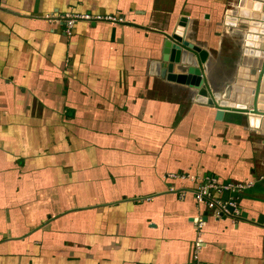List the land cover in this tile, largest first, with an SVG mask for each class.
Returning a JSON list of instances; mask_svg holds the SVG:
<instances>
[{"label":"crops","instance_id":"obj_1","mask_svg":"<svg viewBox=\"0 0 264 264\" xmlns=\"http://www.w3.org/2000/svg\"><path fill=\"white\" fill-rule=\"evenodd\" d=\"M252 0H0V264H264V132L168 79L160 33L233 85ZM78 21L64 34L62 16ZM122 20L118 22L117 20ZM159 32V33H158ZM185 174L246 184L238 217ZM183 192V196H180ZM206 216L194 259V219Z\"/></svg>","mask_w":264,"mask_h":264},{"label":"water","instance_id":"obj_2","mask_svg":"<svg viewBox=\"0 0 264 264\" xmlns=\"http://www.w3.org/2000/svg\"><path fill=\"white\" fill-rule=\"evenodd\" d=\"M251 10L264 15V0H252ZM184 23L181 20L171 34L160 33L164 37L160 51L166 71L171 74L173 65L183 69L168 75V79L198 90L199 96L207 98V104L216 110V120H221L224 112H233L244 115L250 127L264 132V20H251L238 27L246 31L242 56L233 85L223 92V99L214 95L206 82L207 53L183 39Z\"/></svg>","mask_w":264,"mask_h":264},{"label":"built area","instance_id":"obj_3","mask_svg":"<svg viewBox=\"0 0 264 264\" xmlns=\"http://www.w3.org/2000/svg\"><path fill=\"white\" fill-rule=\"evenodd\" d=\"M113 21L116 22L115 19L106 17H92L89 15H71V16H62L61 21L64 24L65 30L64 34L70 35V29L72 25L78 21ZM118 22L122 20L118 19ZM170 179H181V180H191L192 178L185 174H170L166 176ZM194 182L193 188L190 190L194 202L196 206L203 207L211 217L215 219L222 218H233L238 217V210L236 208V203L234 202L236 197H232L229 199L221 198L223 193H234L238 194L249 186L246 184H235L231 182L222 183L216 177L210 176L206 178H194L191 180ZM180 196H183V192L179 193ZM230 208L232 211H230ZM204 215H199L196 219H194L195 227L197 229V238L194 241V252H195V261H197V252L201 249L203 245V241L201 238V229L204 224Z\"/></svg>","mask_w":264,"mask_h":264},{"label":"rangeland","instance_id":"obj_4","mask_svg":"<svg viewBox=\"0 0 264 264\" xmlns=\"http://www.w3.org/2000/svg\"><path fill=\"white\" fill-rule=\"evenodd\" d=\"M100 18H102V17H100ZM103 18H105V17H103ZM64 30H65V27H64Z\"/></svg>","mask_w":264,"mask_h":264}]
</instances>
